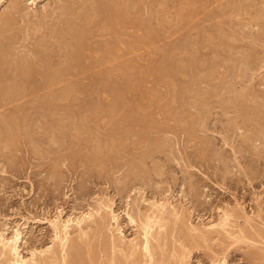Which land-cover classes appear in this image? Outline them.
Here are the masks:
<instances>
[{
    "label": "rangeland",
    "instance_id": "374dc122",
    "mask_svg": "<svg viewBox=\"0 0 264 264\" xmlns=\"http://www.w3.org/2000/svg\"><path fill=\"white\" fill-rule=\"evenodd\" d=\"M73 1L0 6L12 49L34 53L35 84L71 73L66 89L35 91L33 110L18 103L32 122L0 109V238L18 231L22 260L54 264L52 222L70 219L67 251L86 264H121L131 246L122 264H149L143 227L157 217L152 264H264V136L250 133L264 128V0H110L67 63L48 36L75 21ZM249 106L251 126L236 114Z\"/></svg>",
    "mask_w": 264,
    "mask_h": 264
},
{
    "label": "bare ground",
    "instance_id": "6f19581e",
    "mask_svg": "<svg viewBox=\"0 0 264 264\" xmlns=\"http://www.w3.org/2000/svg\"><path fill=\"white\" fill-rule=\"evenodd\" d=\"M2 1L3 0H0V6L2 5ZM75 1V0H74ZM73 1V2H74ZM79 2L81 1V0H78ZM108 1H110V0H84L83 2L81 1V3H82V5H80V3L78 4V5H80V7H78V11H75L76 9L73 7V6H71L72 8L71 9H73L74 11H75V13H73V14H75V16H74V18L75 19H73V20H75V21H73V23H72V25H69L68 27H66V25H67V23H65V25H61L62 26V29H58V30H55V32H53V31H51V33L49 34V36H48V41L49 40H53V42L55 41V45L54 46H52V48L54 49V50H56V52H58L57 53V57H59V59L60 58H62V59H64V61L65 62H73L74 61V59H75V57L76 56H80L84 51H87L88 50V46H87V44H86V42H85V37L87 36V35H91V33L90 32H92V28L93 27H96L97 26V23L101 20V21H103V19L105 20V16L106 15H108V13H109V10H107V8H106V3H108ZM121 1V0H120ZM217 2H218V0H216ZM215 1V2H216ZM112 2H113V0H112ZM216 2V3H217ZM10 3H11V6H10V8L12 9V14H13V12H17V11H19V10H17V7H18V0H10ZM31 3H32V1H31ZM111 3V2H110ZM33 4V3H32ZM73 4V3H72ZM75 4H76V2H75ZM212 4V3H211ZM71 5V4H70ZM77 5V4H76ZM75 5V6H76ZM77 5V6H78ZM130 5V4H129ZM139 5V4H138ZM76 6V7H77ZM126 6V5H125ZM70 7V6H69ZM129 7V6H128ZM128 7H126V8H128ZM8 8V7H7ZM64 9H65V7H63ZM68 8V7H67ZM56 9V8H55ZM129 9H130V7H129ZM128 9V10H129ZM68 10H70L69 8L67 9V11ZM125 10V9H124ZM131 10H132V8H131ZM66 11V10H65ZM71 11V10H70ZM69 11V12H70ZM73 11V12H74ZM11 12H10V14H11ZM56 12V11H55ZM60 12V11H59ZM61 12H62V9H61ZM60 12V13H61ZM68 12V15L69 14H71V12L69 13ZM132 12V11H131ZM7 13V12H6ZM18 13V12H17ZM63 14H64V16H66L65 15V13L64 12H62ZM115 13V12H114ZM11 14V15H12ZM14 14H16V13H14ZM29 14V13H28ZM73 14H71V15H73ZM127 11H125L124 13H123V19H122V21L121 20H119V21H121L122 23H120L121 25H123L124 24V26L126 25H128V26H132L130 23H129V21L127 22L126 20V16H127ZM10 15V16H11ZM110 15V14H109ZM129 15V14H128ZM261 15V18H263L264 19V13H262V14H260ZM23 16V15H22ZM25 16V15H24ZM111 16V15H110ZM130 16V15H129ZM215 16V15H214ZM12 17V16H11ZM26 17H27V15H26ZM29 17V16H28ZM73 17V16H72ZM108 17V16H107ZM128 17V16H127ZM45 18V17H44ZM12 19V18H11ZM117 19V18H116ZM65 20V19H64ZM64 20H61V21H64ZM1 21V20H0ZM71 21V20H70ZM69 21V23H71ZM227 21V20H226ZM64 22H66V21H64ZM68 22V21H67ZM4 23V24H3ZM102 24H103V22H101ZM2 24H3V26H2V28H0V87H2L3 85H7V86H5L6 88H0L1 90H0V109H2V108H8L9 107V109H8V112H11L12 113V117L10 118V119H14L17 123H22L23 121H26V120H29V122H32L31 121V117L29 118L28 116H27V114L26 113H23V109L21 108L22 106H18L19 104L18 103H20V104H30V106H31V109L30 110H33V106H34V92L35 91H38V90H40V89H46V88H49V87H55L56 85L58 86V85H62V87L64 88V89H66L67 87H66V84H65V78L67 77V76H69L71 73L69 72V71H67V70H63V71H59V72H57V73H55L54 75H52L51 77H49V78H47L45 81H43V83H41V84H35L36 82V80L34 81V72H33V66H34V53L33 52H31L32 53V56L33 57H31V56H25V55H18V54H16L15 53V51H14V49H12V47H11V42H9V38H8V35L10 34L9 33V25H10V18H9V14H6V15H4V18H3V22H2ZM62 24V23H61ZM96 25V26H95ZM98 25H100V22H99V24ZM134 25V24H133ZM63 26H65L66 28H64ZM118 26V25H117ZM120 26V25H119ZM125 26V27H126ZM214 26V25H213ZM1 27V26H0ZM99 27V26H98ZM97 27V28H98ZM100 27H101V25H100ZM103 27V29H104V25L102 26ZM102 27H101V29H102ZM135 28H136V26H134ZM133 27V28H134ZM235 27V26H234ZM106 28V27H105ZM127 28H129V27H127ZM133 28H131L130 27V29H133ZM102 29V30H103ZM107 29V28H106ZM224 29V28H223ZM54 30V29H53ZM107 30H109V29H107ZM106 30V31H107ZM104 32V31H103ZM108 32V31H107ZM232 34V33H231ZM146 35V34H145ZM142 36H144V35H142ZM88 38V37H87ZM260 38H261V36H260ZM12 39V38H11ZM115 39V38H114ZM147 39V37L146 36H144L142 39H140V41L142 42V43H144L145 42V40ZM260 40V39H259ZM43 41V40H42ZM44 42V41H43ZM46 42V41H45ZM50 42V41H49ZM48 42V43H49ZM246 42V41H245ZM19 43V42H18ZM41 43V42H40ZM38 44H39V42H38ZM43 44V43H42ZM41 44V45H42ZM44 44H46V43H44ZM50 44V43H49ZM242 45V44H241ZM253 47V46H252ZM25 48V47H24ZM23 48V49H24ZM39 48H41V47H39ZM242 48V47H241ZM18 49V48H17ZM29 51V50H28ZM49 51V50H48ZM47 51V52H48ZM257 51V50H256ZM260 51V50H259ZM40 52V51H39ZM52 52H53V50H52ZM73 52H74V54H73ZM82 52V53H81ZM23 53V52H22ZM24 54H26V53H24ZM30 54V53H29ZM39 54V53H38ZM54 54H55V51H54ZM113 53L112 52H107V56H106V59H108L109 60V58H110V56L112 55ZM258 54V53H257ZM51 55H53V54H51ZM103 55V54H102ZM239 55V54H238ZM40 55H38V57H39ZM95 57H97V56H95ZM112 57V56H111ZM41 58H44V56L41 54ZM40 58V59H41ZM90 58V57H89ZM92 58H94V57H92ZM100 59V58H99ZM111 59V58H110ZM96 60V59H95ZM215 60V59H214ZM226 60V59H225ZM37 61V60H36ZM39 61V60H38ZM250 61V60H249ZM67 62V63H68ZM238 62V61H237ZM243 62V61H242ZM42 65V64H41ZM150 65V64H149ZM73 65H71V67H72ZM215 66V65H214ZM260 66V65H259ZM33 67V68H32ZM80 67V66H79ZM79 67H77V68H79ZM248 67V66H247ZM65 69H67V68H65ZM130 71V70H129ZM76 72V71H75ZM75 72L73 73V74H75ZM77 74V73H76ZM44 75V74H43ZM45 76V75H44ZM50 76V75H49ZM216 77V76H215ZM38 80V79H37ZM67 80V79H66ZM9 85V86H8ZM138 89V88H137ZM257 91V90H256ZM212 92V91H211ZM253 92V91H252ZM252 92L251 93H249V94H251V97H253V94H252ZM248 94V95H249ZM257 94V93H256ZM250 96V95H249ZM258 96V95H257ZM216 97H217V95H216ZM262 97V96H261ZM255 99V98H254ZM253 100V99H252ZM252 102H254V101H252ZM248 103V102H247ZM257 103V102H256ZM254 104V103H253ZM247 105V104H246ZM248 106V105H247ZM220 107V106H219ZM250 108H249V110H247V111H245V113H244V111L241 113V109L239 108V110H238V113H236V114H238V115H240L242 118H245V120L244 121H246L247 120V123H249V125H250V122L252 121V119H255V121L256 120H258V115H259V110H258V108L257 107H251V106H249ZM24 108V107H23ZM30 108V107H29ZM27 109V108H26ZM233 108H231V110H232ZM24 110H25V108H24ZM227 110V109H226ZM225 110V111H226ZM241 110V111H240ZM20 112H22V113H20ZM227 112H228V110H227ZM227 112H225V114L227 113ZM240 112V113H239ZM259 112V113H258ZM229 113V112H228ZM237 115V116H238ZM241 117H238V118H241ZM241 118V119H242ZM34 119V118H33ZM129 120V119H128ZM260 120V119H259ZM221 122V121H220ZM243 122V121H242ZM254 122V121H253ZM257 122V121H256ZM256 124H258V123H256ZM256 124H255V126H256ZM262 123H259V125H261ZM128 125V124H127ZM247 126H248V124H246ZM259 125H258V129L257 128H255V129H257V130H254V131H252V132H254V133H252V132H250L251 134H254L255 135V137H258V136H260L261 135V137H263L264 136V131H262L264 128H263V126L261 125L260 127H259ZM20 126V125H19ZM18 126V127H19ZM216 126V125H215ZM241 126V125H240ZM251 126V125H250ZM254 126V127H255ZM2 127V123H1V125H0V128ZM232 127V126H231ZM31 128V127H30ZM252 128H253V126H252ZM238 129V128H237ZM247 129V128H246ZM262 129V130H261ZM239 131V130H238ZM16 132H19V130L18 131H16ZM0 133H1V131H0ZM11 133H12V131H11ZM2 134V133H1ZM250 134V135H251ZM249 135V136H250ZM15 136H17L16 134H15ZM247 137L246 139L250 142V141H253L254 139H251L250 137ZM8 137H10V135H9V133H8ZM260 137V138H261ZM13 138V137H12ZM16 138V137H15ZM254 138V137H253ZM264 138V137H263ZM6 139V138H5ZM256 139V138H255ZM258 139V138H257ZM264 140V139H263ZM262 140V141H263ZM260 141V140H259ZM261 141V142H262ZM254 142V141H253ZM264 142V141H263ZM250 143H252V142H250ZM250 144H248V146H249ZM252 145V144H251ZM242 149V148H241ZM250 158V157H249ZM150 206H152V205H150ZM155 208H156V206H155ZM163 208V207H162ZM161 208V206H160V209H162ZM158 211L160 210V209H158V208H156ZM153 212V211H152ZM159 215V214H158ZM161 215V214H160ZM94 216V215H93ZM233 216V215H232ZM87 217H91V215L90 214H88V216ZM155 217V216H154ZM162 217V216H161ZM85 218V217H84ZM84 218L81 220V219H78V220H76L75 221V225L77 226V227H80L81 225V222H83V220H84ZM148 219H146V223H145V227H143L144 229V232H145V236H143L144 237V244H143V254H145V256H147L148 257V259H149V264H152V261H153V257H152V251H151V245L152 244H150V237H151V229L153 228V226H151V224L152 225H154V224H156V223H159V219H157V217H155L154 218V220L156 221V222H152L151 220H153V219H151V218H149V217H147ZM104 221V220H103ZM145 221V220H144ZM227 221V220H226ZM52 224H53V227H54V229H55V231H56V240H57V242H58V247H59V249H60V251H61V253H59V254H63L62 255V257L60 258V259H58V255H57V258H55L56 256L54 255L53 257H54V264H86V262H85V260H84V257L82 258V255H81V252L79 251V250H77V248H75V253H71V254H69L70 252H68L69 251V249H68V247H67V244H68V237H69V229H70V227L74 224V221H72V220H66V221H56L55 223H53L52 222ZM103 224V223H102ZM96 225V224H95ZM141 225H143V222H142V224ZM81 229V228H80ZM153 230V229H152ZM154 232V231H153ZM95 233V232H94ZM97 233H99V232H97ZM244 233V232H243ZM153 234V233H152ZM158 234V233H157ZM79 235V234H78ZM144 235V234H143ZM161 235V234H160ZM198 235V234H197ZM244 235V234H243ZM19 236H21L20 235V233H18V231H16V233H15V236L13 237V239H12V241L10 242V241H6L5 239H3L2 237L0 238V247H1V255H5V253L7 254V253H9V254H12V256H13V262H11V264H27V261H25L24 259L22 260L21 258H20V256L18 255V249H17V242H18V240H19ZM239 237V236H238ZM246 237V236H245ZM104 238H106V237H104ZM158 239V238H157ZM156 239V240H157ZM98 240V239H97ZM155 240V239H154ZM191 241V240H190ZM88 243V242H87ZM118 244V243H117ZM197 244V243H196ZM104 245V244H103ZM109 245V244H108ZM133 245V244H132ZM113 246H115V244H113ZM120 246V245H119ZM119 246L117 247V248H119ZM159 246V245H158ZM73 247V246H72ZM99 247V246H98ZM123 247V246H122ZM121 247V248H122ZM129 247V246H128ZM56 248V247H55ZM101 248V247H100ZM124 248V247H123ZM122 248V249H123ZM125 248H127L126 246H125ZM124 248V249H125ZM135 248V247H134ZM132 246H131V251L129 250V252H130V256H127L128 258L129 257H131V256H133V249H134ZM137 248V247H136ZM52 249V248H51ZM67 249H68V251H67ZM71 250H72V248H71ZM101 250V249H100ZM107 250V249H106ZM118 250V249H117ZM57 251H58V249H57ZM79 251V252H78ZM92 251V250H91ZM125 251H127V250H125ZM72 252V251H71ZM84 252V251H83ZM94 252V251H93ZM103 252V251H102ZM158 252V251H157ZM49 254H51L50 252H48ZM53 253V252H52ZM118 253H119V251H118ZM54 254V253H53ZM93 254V253H92ZM109 254V253H108ZM34 255V257L33 258H35V259H37L36 257H35V254H33ZM97 255V254H96ZM181 255V254H180ZM91 255H89V257H88V259L86 260L87 261V263L89 262L90 264H92V258H93V256H91ZM123 256H124V254H123ZM166 256V255H165ZM173 256V255H172ZM95 258H96V256H95ZM128 258H126V259H128ZM174 258H175V256H174ZM45 259V258H44ZM53 259V258H52ZM51 259V260H52ZM116 259V258H115ZM120 258H118V260H119ZM125 259V260H126ZM162 259V258H161ZM40 260V259H39ZM38 260V261H39ZM42 260V259H41ZM40 260V261H41ZM94 260V259H93ZM100 260V259H99ZM125 260H124V262H123V260H121V264L122 263H125ZM133 260V259H132ZM134 260H136V259H134ZM32 261V262H31ZM31 263L32 264H38V261H33L32 259H31ZM113 261L115 262V260H114V257H113ZM120 261V260H119ZM119 261H117V262H119ZM158 261V260H157ZM162 261V260H161ZM43 262V261H42ZM45 262V261H44ZM46 262H47V260H46ZM84 262V263H83ZM111 262V261H110ZM114 262H111V263H109V264H114ZM127 263L126 264H128V260L126 261ZM159 262V261H158ZM163 263H164V261H162ZM162 262H160V263H162ZM8 264H10L9 262H7ZM53 263V262H52ZM96 263V262H95ZM162 263V264H163ZM28 264H30L29 262H28ZM116 264V263H115ZM117 264H120V263H117ZM147 264H148V262H147ZM153 264H155L154 262H153Z\"/></svg>",
    "mask_w": 264,
    "mask_h": 264
}]
</instances>
